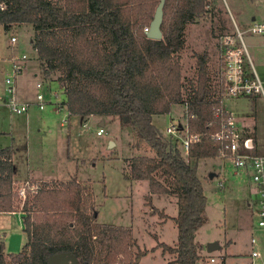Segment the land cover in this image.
<instances>
[{
	"label": "trees",
	"instance_id": "obj_1",
	"mask_svg": "<svg viewBox=\"0 0 264 264\" xmlns=\"http://www.w3.org/2000/svg\"><path fill=\"white\" fill-rule=\"evenodd\" d=\"M159 0H0V27L23 23L33 26L30 43L43 60V75L58 72L67 111L82 119L117 115L135 130L133 146H149L154 156L129 158L128 178L149 181L150 193L177 196L178 231L174 244L157 242L138 249L128 264L154 248L174 255L173 264H201L202 247L196 230L205 220L207 196L197 176L199 160L216 158L219 143L210 135L218 128L220 101L214 98L206 56L198 54L197 76L182 81L179 52L185 45V27L206 11L207 0H164L161 39L146 36ZM188 101L194 117L190 131L200 134L188 154L163 136L154 115ZM127 117V121L123 118ZM14 148H0V211L25 213L27 242L18 254H5L0 241V264H48L51 254L67 251L79 264H123L135 243L129 228L97 222L93 193L87 182H43L24 199L14 190L17 166ZM128 170V169H127ZM158 175V176H156ZM162 180V181H161ZM128 248V249H127ZM10 256V260L8 257Z\"/></svg>",
	"mask_w": 264,
	"mask_h": 264
},
{
	"label": "rangeland",
	"instance_id": "obj_2",
	"mask_svg": "<svg viewBox=\"0 0 264 264\" xmlns=\"http://www.w3.org/2000/svg\"><path fill=\"white\" fill-rule=\"evenodd\" d=\"M207 1L209 5L206 11L185 27L186 41L179 54L182 81L185 85L197 76L198 54L206 56L208 72L211 78L214 77L219 34L234 31L235 24L245 31L252 23L251 15L255 16V20H264V0ZM32 35L33 26L29 23L8 30L0 27V44L6 41L9 43L10 37L15 36L16 46H19L17 54L27 55L22 74L15 77L17 91L20 83L22 93L35 98L36 83L41 81L43 85L40 92L47 101L41 110L31 105L27 116L24 112L12 113L6 104L0 103V147L19 148L14 161L19 180H15L14 190L29 186V183L40 185L47 182L27 177V162L30 159L28 145L33 149L32 155L35 159L39 161L42 155L40 173L51 171L46 174L56 176L60 172V177L71 176L89 183L97 222L107 225H114L115 222L132 227V233L136 236L135 243L129 247L127 257L121 256L123 264H128L127 260L131 261L138 249H149L159 241L174 244L178 235L174 221L160 228L157 220L162 216V205H166L165 213L176 215L177 196L167 193L169 202L162 195H154L151 200H146L149 181L125 176V170L129 171L130 157L154 156V152L149 146L139 149L134 147V128L123 123L117 115H93L82 119L79 115L70 114L65 105L66 94L57 79L58 72H53L48 77L43 75L45 64L43 60L36 58V52L30 43ZM243 37L246 51L264 89V35L248 31ZM0 56L4 57L2 52ZM0 63L2 86L9 67L8 63ZM60 104L61 107H58ZM223 107L239 118L238 123L242 124L243 121L246 124L243 126L245 132H251L250 125L253 124L258 141L257 151L263 154L264 94L257 92L249 97H233L225 100ZM170 109L169 113L154 115L152 119L162 134L171 117L177 119L183 111L181 104H174ZM100 120H103V124H100ZM99 127L104 129L101 134L97 133ZM109 139L114 140V145L112 141L108 144ZM199 161L197 176L201 179L204 194L207 195L203 211L205 220L197 228L195 235V241L202 247L201 255L210 253L206 243L212 241L218 245L211 252L218 262L225 260L226 264H245L252 250L251 238H255V243L264 256V228L257 225V194L250 178L243 173L234 174L229 163L220 157L202 158ZM54 170L56 172L52 173ZM210 173L215 175L209 177ZM217 177L225 179L222 186L216 185ZM247 202H250L251 207H248ZM17 207L21 209V205ZM12 241L15 246H11L8 252L18 254L23 243L14 237ZM172 255L169 252L162 255L161 249L157 247L142 256L139 263L166 264L165 260L172 258Z\"/></svg>",
	"mask_w": 264,
	"mask_h": 264
},
{
	"label": "built area",
	"instance_id": "obj_3",
	"mask_svg": "<svg viewBox=\"0 0 264 264\" xmlns=\"http://www.w3.org/2000/svg\"><path fill=\"white\" fill-rule=\"evenodd\" d=\"M3 6L4 4H0L1 9ZM148 29V26L144 27L145 31ZM248 31L264 35V20H253L245 31L240 30L235 24L234 31L219 34L217 37V57L211 88L214 92V98L220 101V105L216 109V114L220 116V119L218 128L210 137L212 141L219 143L217 157L226 160L234 173L235 171L247 173L254 183L256 193L258 194L256 206L257 225L264 228V155L254 151L255 142H253L252 135L246 134L243 126L238 124L234 113L223 107V102L233 97H249L257 92L264 94L262 82L254 70L251 57L247 53L243 42V34ZM9 42L15 44L16 37L11 36ZM26 59L27 55L25 53L21 55L14 53L4 57L0 56V61L8 63L9 67V72L3 78L0 103L6 104L9 110L15 114L27 112L30 106L29 102L21 101L18 98L15 78L22 73ZM42 83L41 81L36 83V106L39 109L43 108L46 103L44 96L40 92ZM180 104L183 111L177 119L171 117L170 122L166 125L163 136L176 144L184 155H187L190 144L199 141L200 134H194L190 131L189 118L194 117V114L188 108V101L183 100ZM58 107H61V104ZM103 132L104 129L99 127L97 133L101 134ZM217 178L216 185H222V178ZM28 185L18 188L19 195L23 199L27 188L35 191L38 187L33 183H29ZM251 246L252 250L249 254L248 264H264V258L255 243V238H251ZM201 258V264H221L215 256L209 254H202Z\"/></svg>",
	"mask_w": 264,
	"mask_h": 264
},
{
	"label": "crops",
	"instance_id": "obj_4",
	"mask_svg": "<svg viewBox=\"0 0 264 264\" xmlns=\"http://www.w3.org/2000/svg\"><path fill=\"white\" fill-rule=\"evenodd\" d=\"M237 12V11H236ZM251 21H253V20H255V16L254 15H251ZM237 25V24H236ZM3 45V46H2ZM2 45L0 44V52H2V55L3 56H7V55H11V54H14V53H17L18 52V48H19V46H16L17 44L15 43V44H12V43H7V41H6V43L4 42V43H2ZM2 50V51H1ZM181 52H179V54H180ZM5 63V62H4ZM1 63H0V69H1ZM23 72V71H22ZM34 74H36L35 72H33ZM22 74V73H21ZM25 77V76H24ZM23 77V78H24ZM3 89V83H2V86H0V90H2ZM17 96H18V98L21 100V101H27V102H29V104H30V106L31 105H34V106H36V104H37V102H36V95H35V98H33L32 96L31 97H29L28 95H26V93H22V89H21V84L19 83V86H18V91H17ZM47 102V101H46ZM30 106H29V108H30ZM28 108V109H29ZM36 108H38L37 106H36ZM43 108H44V106H43ZM39 109V108H38ZM42 109V108H41ZM41 109H39V110H41ZM28 111V110H27ZM24 113H26V116L28 115V113L27 112H24ZM236 118V117H235ZM238 118V117H237ZM236 118V119H237ZM239 119V118H238ZM238 121V120H237ZM249 122H250V120H249ZM100 124H103V120H100ZM238 124H240L241 126H246V124H244V122L242 121V124L239 122ZM249 125V124H248ZM250 128L252 129H250L251 130V132H245L246 134H248V135H252V137H253V142H255V148H254V151L255 152H257V153H259V154H261L260 152H258L257 151V148H258V145H257V142L258 141H256V137H255V132H254V127H253V124H251L250 125ZM245 129V128H244ZM111 141H112V145H114V140L113 139H109V141H108V144L109 143H111ZM5 147H7V146H5ZM38 147V146H37ZM0 148H3V146L2 147H0ZM16 148V149H15ZM14 148V153H13V156H12V161L14 162L15 161V156H16V154H17V152L16 151H18V149L19 148H17V147H15ZM27 150H28V154L30 155V159L28 160V162H27V166L29 167V172H28V174H27V177H32V178H34V179H38V180H40L41 182H43V181H51V182H53V183H59L60 184V182H67V181H69V180H75L76 182H81L78 178L76 179V178H72L71 176H69V177H60V175H59V173H57L56 174V176H54V175H52V174H46V173H51V171L50 172H42V173H40V169H41V163H40V160L42 159V155L40 156V154H38V157L37 158H39V156H40V160L38 161L37 159H35L34 157H33V155H32V148L30 147V146H28L27 145ZM34 151H35V148H34ZM261 155H264V153L263 154H261ZM15 163V162H14ZM126 171V174H125V176L127 177V169L125 170ZM54 172H56V170H54L52 173H54ZM225 172L227 173L228 172V170H225ZM16 173H17V170H16ZM14 174V176H13V182H15V180H19V178L17 177V174ZM234 173V172H233ZM235 173H243V174H246L248 177H249V175L247 174V173H245V172H242V171H235ZM234 173V174H235ZM214 174V173H213ZM215 175V174H214ZM250 178V177H249ZM224 181H225V179L224 178H222V185L224 184ZM250 181H251V183H252V186H254V183L252 182V180H251V178H250ZM221 185V186H222ZM254 188H255V186H254ZM149 190V189H148ZM255 191H256V189H255ZM148 194H149V191H148ZM147 194V195H148ZM257 194V193H256ZM147 195H145V197L147 196ZM154 195H162V196H164L165 198H166V200L169 202V197H167V196H169V195H167V193H165V194H161V193H150V197H151V199L154 197ZM205 196H207V195H205ZM257 199H258V194H257ZM166 201V202H167ZM247 204H248V207H251V204H250V202H247ZM165 207H166V205L164 206V205H162L161 206V208H160V210H163L162 211V216L157 220V224L159 225V227L161 228V227H166V225L167 224H171L172 223V217H174V216H176L175 214L174 215H172V214H169V213H165L164 212V209H165ZM24 212L19 208V209H17V210H14V211H8V212H1L0 211V241H3L4 242V244L6 245V247H5V253L6 254H9L10 252H8V250H9V248L11 247V246H15V244L13 243V241H12V239H13V237L14 238H16V239H18V241L20 242V243H23V245L27 242V238H28V236H27V234L25 233V231H24V228H25V223H24V218H23V216H24ZM114 225H110V226H121V227H123V228H129L130 230H131V233H132V227H130V226H123L122 224H117V223H113ZM132 236H133V238H135L136 236H134V234L132 233ZM177 237H178V235H177ZM159 242H162V241H159ZM210 242V241H209ZM164 243V242H163ZM22 245V246H23ZM22 246H21V248H22ZM152 247H154V246H152ZM161 249V248H160ZM149 250V249H148ZM161 254L162 255H165L166 254V252H163V250L161 249ZM201 254V253H200ZM204 255H207V254H204ZM209 255H212V256H214L211 252L209 253ZM263 258H264V256H263ZM174 260V255H172V258H167V260H165V262H166V264L167 263H169V262H171V261H173ZM221 264H226L225 263V260H220L219 261ZM248 262H249V255L247 256V261H246V263L245 264H248ZM145 264V263H144ZM240 264V263H239Z\"/></svg>",
	"mask_w": 264,
	"mask_h": 264
},
{
	"label": "water",
	"instance_id": "obj_5",
	"mask_svg": "<svg viewBox=\"0 0 264 264\" xmlns=\"http://www.w3.org/2000/svg\"><path fill=\"white\" fill-rule=\"evenodd\" d=\"M158 5L155 8L153 13V17L150 20L149 29L146 31V36L153 39H161L162 30H161V21L163 18V8H164V0H159ZM123 121H127V117L123 118ZM214 174L210 173L209 177H213ZM218 245L215 242H207L206 248L208 252H212L217 249ZM48 264H79L77 257L75 254L67 251H62L60 253L51 254L47 258ZM81 264V263H80ZM200 264V263H197Z\"/></svg>",
	"mask_w": 264,
	"mask_h": 264
}]
</instances>
